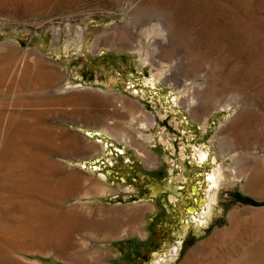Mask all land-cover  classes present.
Returning a JSON list of instances; mask_svg holds the SVG:
<instances>
[{
  "label": "rangeland",
  "instance_id": "rangeland-1",
  "mask_svg": "<svg viewBox=\"0 0 264 264\" xmlns=\"http://www.w3.org/2000/svg\"><path fill=\"white\" fill-rule=\"evenodd\" d=\"M157 11L170 18L175 39L183 43L184 50L193 53L202 76L213 75L217 110L196 121L186 97L179 94L190 82L184 83L185 78L181 77L182 87H177L171 81L170 73L179 58L168 64L170 69L160 79L155 73L162 62L157 58L158 50L150 46L157 42L166 46L164 32L149 43L142 41L147 55L142 63L137 38L133 51L113 46L112 35L122 31L128 22L152 17ZM151 26L156 27V23ZM139 35L137 30L133 38ZM101 36L106 41L97 42ZM79 41L80 50L74 52ZM3 44L15 47L17 54L25 53L28 61L35 53L70 76L76 86L92 89L93 93L82 95L88 101L80 109L82 116L66 115L65 111L72 108L58 102L39 103L33 109L54 127L57 146L62 147L70 139L68 133L59 130L63 127L97 147L88 156L78 151L69 157L65 151L62 156L67 159L53 153L61 152L53 147L47 157L63 164L67 171L82 172L110 191L99 196L90 193L89 184L84 183L80 191L71 193L61 208L68 210L82 204L88 208L84 213L92 219L79 228L63 253L24 254L27 260L39 264H151L154 258L164 257L180 245L176 260L164 264H183L186 260L191 264H264V236L259 246L249 245L254 237L249 218H260L264 228V0H0V45ZM103 44L112 47L105 49ZM205 81H193L191 86H203ZM49 95H57L56 88H51ZM115 97L138 102L149 115L151 125L145 132L150 136L148 146L123 124L121 120L128 116ZM227 103L233 106L220 109ZM115 123L155 158L154 167L146 166L125 142L100 131L102 126ZM92 132L99 135L91 136ZM226 133L237 138L227 143L228 151H241L221 159L210 142ZM193 149L206 152L207 159L198 163ZM237 154L243 161L241 166L248 170L245 179L237 180L227 172L231 157ZM94 160L98 161L99 171L90 167ZM81 162H86V169L75 165ZM218 166L225 182L217 192L213 190L217 201L206 214L210 187L207 179ZM154 183L180 192L181 196L166 193L150 198ZM193 187H197L196 191H192ZM84 196L94 198V202L78 204L75 198ZM200 200L206 203L201 205ZM140 208L143 238L129 235L133 223L126 215ZM188 208H194V212H188ZM236 208L246 210L245 232L242 241L238 240L246 253L239 244L225 243L224 248L216 246L211 256L199 257L197 249L201 243L215 231L231 227L229 216ZM97 247L107 250V254L92 255V249ZM231 247L234 253L229 250ZM118 253L122 255L113 256ZM0 264L16 263L1 260Z\"/></svg>",
  "mask_w": 264,
  "mask_h": 264
},
{
  "label": "bare ground",
  "instance_id": "bare-ground-1",
  "mask_svg": "<svg viewBox=\"0 0 264 264\" xmlns=\"http://www.w3.org/2000/svg\"><path fill=\"white\" fill-rule=\"evenodd\" d=\"M151 23H156V27H149ZM173 28L170 18L157 11L152 17L137 18L128 22L122 31L112 35L113 46L118 47L121 51H133L135 50L134 42L137 38L140 47L137 53L139 61L142 63L147 56L144 55L146 49H144L142 41L145 40L149 43L154 37L164 32L166 34L164 37L166 46L158 42L150 46L158 50L159 55L156 56L162 62L160 67L156 65L158 68L156 67L155 73L160 79L170 69L168 64L179 58L170 73L171 81H174L177 87H182L181 77L185 78L184 83L190 82L179 94L186 97L185 100L189 102L187 105L190 108L191 116L196 121L201 116H207L212 111L217 110L216 106L218 104L213 100L216 92L212 80L213 75H208L207 78L202 76L200 64L194 59L193 53L184 50L183 43L175 39L172 33ZM137 30L140 31V35L133 38V34ZM76 33V30H74V34ZM106 39V37L101 36L97 39V42L100 40L106 41ZM81 45L80 41L77 42L73 51L79 52ZM104 46L105 49L112 47L109 45ZM0 50H3L0 51V262L1 260H7L16 264H39L37 261L27 260L24 254L44 256L49 255L50 252L63 253L71 244V239L79 228L86 226L92 219L84 213V210L88 208L81 207L82 204L80 206L75 204L68 210L62 209L61 205L67 197L71 193L80 191L84 183L89 184L90 193L93 191L99 196H104L110 191L102 183L91 180L82 172L67 171L63 164L52 161L47 157L53 147L61 150V152H53L56 155H61L59 156L61 159H67L62 156V154L65 155V151L68 152L66 154L70 155L69 157H72L71 155L78 151H82L84 155L88 156L93 155L97 151V147L85 137L70 132L63 127H59V130L68 133L70 139L66 144H62V147L57 146L55 144L56 136L52 132L55 131L54 127L46 123L45 116L36 112L33 108L38 106L39 103L51 104L58 102L72 108L70 111H65L66 115L79 117L82 116L80 109L88 103L82 95L93 92H90L92 89L80 85L76 86L70 76H65L60 68L35 53V57L32 58L31 56L32 62H30L31 60H26L25 53L17 54L15 47L12 45H0ZM204 79L206 81L203 86H197V84L191 86L193 81ZM109 83L110 87L113 79ZM147 86L148 84L145 85V87ZM51 88H56L57 95L47 97ZM94 94L107 97L96 92ZM114 100L121 102V109H124L125 114L128 116V118L121 120L123 124L145 141L144 146H148L150 136L146 135L145 132L149 130L151 125L149 115L141 110V105L138 102H126L118 100L116 97ZM174 100L175 98H173ZM200 101H204L208 105L204 106ZM231 106L233 105L228 104L220 107V109H230ZM230 114L229 111L228 115ZM239 114L238 112L237 115L239 116ZM235 116L236 114H234ZM101 128L102 130L99 128L101 132L114 137L116 140L125 142L128 147L135 150L137 157L146 166L154 167L156 165L155 158L143 149L142 144L134 140L133 135L123 130L121 125L115 123L111 127L102 126ZM90 135H99V133ZM236 139L234 134H218L216 138L211 140L210 144L216 147L219 157L223 159L228 155L241 151H228L227 143L236 141ZM102 145L103 148L106 146L104 143ZM246 154L248 157H253L248 153ZM193 155L198 163H203L207 159V153L198 149H193ZM243 158L241 159L243 160ZM231 159L232 163L227 168V172H231V175L237 180L245 179L248 170L241 166L243 161H239L240 154L233 155ZM67 162L68 166L71 165L70 161ZM75 165L80 169H86V162ZM102 178L105 180V177ZM224 180L221 166L215 168L209 175L207 182L210 187L206 214L211 212V206L216 203V192L224 184ZM214 189H217L216 192L213 191ZM193 191H196V189ZM171 199L173 198L170 197ZM75 200L78 204L80 201L86 200H93L92 202H94V198H87L86 196L75 198ZM204 202L202 200L201 205ZM192 210L194 211V208H191L190 212ZM245 213V209L236 208L233 210L229 216L231 227L215 231L211 238L201 243L197 249L198 256H211L216 246L221 248L225 243L239 244L241 251L246 253L245 247L241 246L238 241L241 240L240 238L245 232L243 226L248 220ZM140 214L141 208L140 210L129 211L126 214L133 223L128 233L131 236L137 235L143 238L144 236L140 232L142 225V223L140 224ZM235 219H237V223H234ZM249 219L254 225L252 228L254 237L250 236V238H253L252 243L249 245L259 246V242L262 241L260 238L264 236L262 222L260 218L256 220L258 218L255 219L254 216ZM97 243L104 245L101 241H97ZM261 244V246L264 245V243ZM179 246L172 248L169 254L164 257L154 258L151 264H164L168 260L170 262L176 260L180 252ZM233 247L229 249L231 253L235 252ZM106 251L104 248L97 247L92 249L91 254L99 256L100 254H107ZM117 255H122V253L113 256ZM183 264H191V262L186 260Z\"/></svg>",
  "mask_w": 264,
  "mask_h": 264
},
{
  "label": "water",
  "instance_id": "water-1",
  "mask_svg": "<svg viewBox=\"0 0 264 264\" xmlns=\"http://www.w3.org/2000/svg\"><path fill=\"white\" fill-rule=\"evenodd\" d=\"M194 189H197V187H193L192 188V191L194 190ZM166 193H170L171 195H174V196H176V197H179V196H181V193L180 192H173V191H170V190H164L162 187H161V184H159V183H154L152 186H150V198H155V197H157L159 194H161V195H164V194H166ZM202 200H200V202H201ZM190 209L191 208H188V212H190ZM193 209V208H192ZM194 212V211H193ZM191 213V212H190Z\"/></svg>",
  "mask_w": 264,
  "mask_h": 264
}]
</instances>
